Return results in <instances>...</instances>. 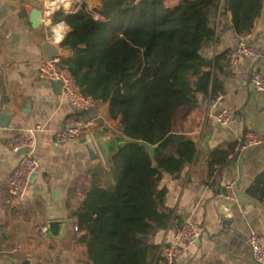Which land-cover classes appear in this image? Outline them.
<instances>
[{
  "label": "crops",
  "instance_id": "crops-1",
  "mask_svg": "<svg viewBox=\"0 0 264 264\" xmlns=\"http://www.w3.org/2000/svg\"><path fill=\"white\" fill-rule=\"evenodd\" d=\"M77 1L78 11L86 5L91 15L100 17L102 0ZM164 1L175 8L186 0ZM46 3L0 0V116H11L8 127L0 125V264H92L82 242L87 232L75 231L79 224L74 213L91 184L90 172L109 165L91 156L90 150L96 151V147L83 142L89 133L73 142L56 143L55 133L78 111L63 98L60 88L38 76L40 64L46 59L43 45L52 25L61 21L60 12L50 19L43 13L38 17L41 26H33L32 11L44 12ZM205 11L216 27L215 40L204 51L208 57L227 54L240 41L264 53V2L252 32L245 37L235 33L233 15L225 0H215ZM62 50L63 58L72 57L70 50ZM253 71L264 75V61L244 57L237 66L225 68L222 100L212 103L210 98L199 95L196 107L178 111L174 130L187 134L198 152L180 178L165 174L161 182L160 189H167L166 206L172 224L154 237V247L145 264H154L159 248L172 239L175 227L183 221L194 224L202 236L186 247L174 264H260L253 259L249 239L252 234L264 238V207H243L237 199L228 198L226 191L241 177L254 183L264 172V92L250 86ZM223 109L235 113L227 125L217 121ZM92 116L100 127L122 133L119 121L110 117L109 103H99ZM18 132L33 138L34 157L40 164L38 176L23 201L12 198L7 185L19 159L12 151ZM247 132L256 134L261 143L243 147ZM217 149L235 153H231L224 169L209 177L208 159ZM114 182L108 175L102 184ZM51 221L69 222L62 240L50 242L45 238Z\"/></svg>",
  "mask_w": 264,
  "mask_h": 264
},
{
  "label": "trees",
  "instance_id": "trees-1",
  "mask_svg": "<svg viewBox=\"0 0 264 264\" xmlns=\"http://www.w3.org/2000/svg\"><path fill=\"white\" fill-rule=\"evenodd\" d=\"M215 0H186L168 7L164 0H102L99 18L86 5L76 13L60 12L71 29L62 43L71 58H62L82 92L110 105V117L131 143L107 168L90 172L91 184L74 213L92 264H145L152 240L172 224L166 206L165 174L180 178L196 159V143L174 130L178 111L194 108L199 95L215 101L224 92L226 53L204 51L216 27L206 14ZM235 33L249 35L262 11V0H225ZM155 147L152 154L141 146ZM217 149L208 159V176L230 162ZM111 175L113 184L103 185ZM248 194L264 204V172Z\"/></svg>",
  "mask_w": 264,
  "mask_h": 264
},
{
  "label": "built area",
  "instance_id": "built-area-1",
  "mask_svg": "<svg viewBox=\"0 0 264 264\" xmlns=\"http://www.w3.org/2000/svg\"><path fill=\"white\" fill-rule=\"evenodd\" d=\"M44 15L51 18L55 13H76L80 4H74L73 10L60 4L56 7V0H46ZM264 2V0H262ZM59 31V32H58ZM69 27L64 21H58L52 25L47 41L55 45L62 46L63 41L69 34ZM251 57L255 60L264 61V53L255 47L240 41L236 48L229 50L226 55L227 62L231 67L237 66L244 57ZM38 76L43 81L58 83L61 88L63 98L73 106L78 112L65 121L64 128L55 133L57 144L68 143L85 137L90 134L92 127L98 125L92 116L93 110L98 106V102L91 96L85 95L75 78L69 70L61 65V59L43 60L40 64ZM250 86L256 92H264V75L259 71H253L250 76ZM220 94L214 102L222 100ZM235 118V113L229 109H223L217 115V121L221 125H227ZM260 138L253 132L246 133V142L243 147L258 145ZM34 140L25 134L18 132L12 143V151L19 156L18 163L7 179L9 192L15 200L23 201L28 196L32 185V176L39 172L40 164L34 157ZM227 197L237 199L233 185L227 188ZM79 231V227H75ZM202 236V231L191 222H180L174 229L173 237L166 241L158 250L154 264H174L184 253L186 247L196 243ZM249 243L256 263H264V238L258 234H252Z\"/></svg>",
  "mask_w": 264,
  "mask_h": 264
},
{
  "label": "water",
  "instance_id": "water-1",
  "mask_svg": "<svg viewBox=\"0 0 264 264\" xmlns=\"http://www.w3.org/2000/svg\"><path fill=\"white\" fill-rule=\"evenodd\" d=\"M141 0H138L140 2ZM43 12L40 9H34L31 13V23L34 27H39L41 24L38 23V17L41 16ZM46 59L51 61L53 59H62L63 58V48L60 45H55L50 41H46L43 45ZM57 88H60L58 83H54ZM61 89V88H60ZM11 116L9 114H2L0 116V125L3 127H8ZM84 143L94 144L96 147L95 150H90V154L94 159L100 157L106 165H110L117 154L123 150V148L130 144L131 141L124 136L123 133L118 134L116 131L110 130L108 127H100L96 125L91 128L90 134L83 140ZM141 146H144L149 149L153 154L155 152V147L145 143L140 142ZM38 176L35 173L32 176V180ZM253 182H249L247 177H241L233 184V189L236 194L238 203L241 206H246L247 204H252L263 208L262 202L255 200L248 194L249 189L252 187ZM58 195V192H55ZM68 221H51L48 223V227L45 230V238L50 242H55L62 240L66 233V226Z\"/></svg>",
  "mask_w": 264,
  "mask_h": 264
},
{
  "label": "bare ground",
  "instance_id": "bare-ground-1",
  "mask_svg": "<svg viewBox=\"0 0 264 264\" xmlns=\"http://www.w3.org/2000/svg\"><path fill=\"white\" fill-rule=\"evenodd\" d=\"M74 3L75 5L78 4L77 0H57L56 5L59 6L60 4L65 5L68 10H73L74 8ZM59 32V31H58Z\"/></svg>",
  "mask_w": 264,
  "mask_h": 264
}]
</instances>
